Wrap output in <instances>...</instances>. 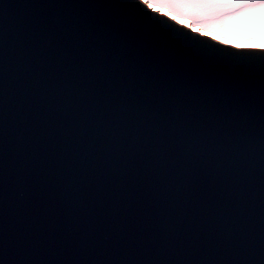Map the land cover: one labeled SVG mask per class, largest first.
<instances>
[{
  "label": "snow or ice",
  "instance_id": "snow-or-ice-1",
  "mask_svg": "<svg viewBox=\"0 0 264 264\" xmlns=\"http://www.w3.org/2000/svg\"><path fill=\"white\" fill-rule=\"evenodd\" d=\"M44 7L155 14L234 49L201 50L221 69L201 91L264 73V0ZM87 39L50 18L0 68V264H264V216L257 231L228 138L218 143L229 121L210 127L208 111L147 88L143 74L131 93L117 87L102 63L73 59Z\"/></svg>",
  "mask_w": 264,
  "mask_h": 264
},
{
  "label": "water",
  "instance_id": "water-1",
  "mask_svg": "<svg viewBox=\"0 0 264 264\" xmlns=\"http://www.w3.org/2000/svg\"><path fill=\"white\" fill-rule=\"evenodd\" d=\"M113 0H0V68L11 70L13 47L26 41L29 32L55 18L71 32L73 26L88 37L81 54L93 63H102L105 76L130 93L137 77L143 74L145 86L155 89L176 103L195 104L211 115L209 126L217 117L229 121L220 129L218 143L228 138L229 167L238 165L242 187L248 193L245 204L257 227L264 216V73L252 79L231 82L222 88L197 89L206 78L211 85L219 72L215 58L204 57L201 50L221 55L234 49L201 37H193L185 29L163 16H136L127 10L88 7L46 8L49 4L88 5L108 4ZM6 7V9H4ZM5 13H7L5 15ZM176 36L184 43L171 39ZM189 46H188V45ZM3 45H6L5 49ZM122 49H127L123 54ZM35 66V65H34ZM0 82L3 76L0 75ZM9 87L11 83L8 82ZM198 118L200 113H195ZM250 197V198H249Z\"/></svg>",
  "mask_w": 264,
  "mask_h": 264
}]
</instances>
